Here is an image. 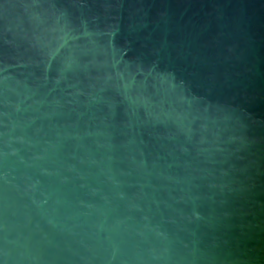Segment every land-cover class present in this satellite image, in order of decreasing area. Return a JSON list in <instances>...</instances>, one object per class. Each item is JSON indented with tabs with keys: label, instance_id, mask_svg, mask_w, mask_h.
Returning <instances> with one entry per match:
<instances>
[{
	"label": "water",
	"instance_id": "water-1",
	"mask_svg": "<svg viewBox=\"0 0 264 264\" xmlns=\"http://www.w3.org/2000/svg\"><path fill=\"white\" fill-rule=\"evenodd\" d=\"M0 264H264V0H0Z\"/></svg>",
	"mask_w": 264,
	"mask_h": 264
}]
</instances>
